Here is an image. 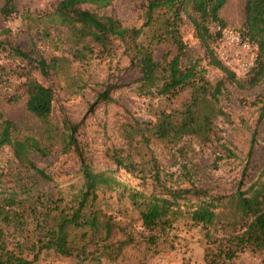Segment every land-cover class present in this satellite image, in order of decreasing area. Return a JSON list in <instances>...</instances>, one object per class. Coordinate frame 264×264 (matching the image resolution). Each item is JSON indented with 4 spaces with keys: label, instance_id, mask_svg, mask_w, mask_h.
<instances>
[{
    "label": "rangeland",
    "instance_id": "1",
    "mask_svg": "<svg viewBox=\"0 0 264 264\" xmlns=\"http://www.w3.org/2000/svg\"><path fill=\"white\" fill-rule=\"evenodd\" d=\"M57 1L14 0L15 13L8 18L0 14V40L7 39L8 44L32 52V58L41 55L47 61L51 57H56L57 61L56 66L43 75L34 61L12 54L7 45L0 47V114L15 122L19 137L34 135L47 144H54L46 154L30 147L26 153L52 180L21 164L9 147L0 149V242L15 253L31 258L38 252L41 236V220L34 213L36 208L44 205L70 212L77 205L84 177L80 157L74 152L61 151L62 119H67L79 124L76 136L83 145L84 160L106 175L108 170L113 171L112 181L99 185L95 206L102 225L110 216L111 233L102 239L104 225L95 233L86 226L71 228L69 255L43 249L33 264H207L205 253L209 238L200 225L181 214L166 230L149 231L141 224L128 188L145 194L163 192L162 186L151 177L149 151L158 162L160 182L167 187L207 188L210 194L226 200L240 185L245 166L248 169L242 178V188L253 182L264 164V79L254 87L246 85L244 88L227 80L217 99L207 94L198 111L200 123L205 122V116L210 120L211 130L206 136L200 133L165 140L151 136L149 144L140 147L135 143L139 135L130 130L128 122L155 121L157 111L179 107L189 91L173 99L155 91H141L138 70L131 64L125 45L119 41L110 56L102 58L95 53H85V57H77L76 50L81 45L71 43L67 29L53 14ZM147 1L113 0L104 8L89 4L84 7L95 10L100 16H113L124 26L139 27ZM2 3L0 0V7ZM243 3L244 0L226 1L220 10L226 22L224 28L243 34ZM218 29L217 24L210 25L212 32ZM181 34L188 45L185 62L199 60L198 68L203 69L206 79L214 86L224 74L207 63L205 51L187 19L181 25ZM147 35L149 30L145 28L143 39ZM251 45L252 51L246 56L258 54V48L253 47L255 44ZM213 47L218 59L235 72L239 80L244 82L252 73L256 60L249 71L241 72L236 70L233 59H222V52L231 50L224 48L221 36L213 42ZM172 51L174 46L169 40L154 45L156 60L162 61L163 55ZM27 74L55 91L48 126L25 108ZM108 85L112 86L111 99L97 101V94ZM129 134L133 138L132 146L127 144ZM253 136V152L248 156ZM114 153L123 158L133 153V159L143 170L126 171L114 161ZM225 235L218 231L214 238ZM224 264H264V253L244 247Z\"/></svg>",
    "mask_w": 264,
    "mask_h": 264
},
{
    "label": "trees",
    "instance_id": "2",
    "mask_svg": "<svg viewBox=\"0 0 264 264\" xmlns=\"http://www.w3.org/2000/svg\"><path fill=\"white\" fill-rule=\"evenodd\" d=\"M113 0H58L53 14L59 23L67 29L72 44L81 45L76 55L85 57V53H95L97 57L110 56L115 51L116 41L125 45L131 64L138 70V88L144 93L157 92L161 96L173 99L185 90L188 96L179 107L169 111H157L155 121L128 122L130 130L139 135L135 143L140 147L147 146L151 136L158 139H180L186 135L206 134L210 132V120L199 121V106L207 94L218 98L225 81L234 82L238 87H254L264 79V0H244L242 23L243 34L258 48L256 65L249 77L242 82L231 69L217 57L213 42L221 36L226 22L220 16V10L227 0H148L145 6L143 23L139 26H124L118 19L110 15H99L95 10L84 7L85 4L95 8H104ZM14 0H3L0 14L3 18L15 13ZM187 19L192 25L195 36L202 45L207 63L219 69L224 78L214 86L206 79L203 69L198 68L199 60L188 61V45L183 40L181 25ZM217 24L219 29L212 32L210 25ZM145 28L149 35L143 39ZM5 30L3 29L2 32ZM169 40L174 51L164 54L162 61L154 57V45ZM5 43V44H4ZM28 61H34L35 67L43 75H47L56 64V57L47 61L41 55L32 58V52L21 50L8 44L7 39L0 40V47ZM26 110L45 125H50L55 91L52 86L44 85L28 74L25 79ZM108 85L97 94V101L111 99ZM212 89V91H210ZM264 110V101L262 104ZM64 127L61 139L62 153L74 152L80 157V168L84 177V186L77 200V205L70 211L52 209L42 205L34 211L41 220V236L38 239V252L54 250L61 255L70 254L69 235L71 228L87 227L95 233L100 226L105 228L106 239L111 233V224L99 222L100 212L95 208L97 189L100 184L112 181L113 171L98 170L83 158V145L76 136L78 123L62 119ZM131 133V132H130ZM127 144L132 146L133 138L128 135ZM54 144L45 143L34 135H21L14 121L0 114V149L7 146L14 157L27 168L47 180L52 177L44 169L27 156V148H33L40 154L51 151ZM254 136L247 155L253 152ZM147 153V152H146ZM126 157L113 154L117 165L128 172L142 171L139 162L133 159V153ZM151 177L162 186L161 193L145 194L140 190L128 188V195L135 205L141 224L151 232L166 230L178 215L184 214L196 225L205 230L209 238L205 260L207 264H224L234 258L244 247L264 253V164L257 178L242 188V178L247 166L243 168L240 185L229 194L226 200L210 194L209 189L190 186L172 188L160 182V170L155 156L149 151ZM59 210V211H57ZM19 215V214H17ZM222 231L223 237L214 238L216 232ZM154 238L153 235H150ZM106 246V245H105ZM108 247V246H106ZM38 252L31 258L19 255L0 242V264H33L38 259Z\"/></svg>",
    "mask_w": 264,
    "mask_h": 264
},
{
    "label": "built area",
    "instance_id": "3",
    "mask_svg": "<svg viewBox=\"0 0 264 264\" xmlns=\"http://www.w3.org/2000/svg\"><path fill=\"white\" fill-rule=\"evenodd\" d=\"M221 39L224 48L231 50H224V52H222V59H233L237 67L236 70L241 72L249 71L254 65V60H256L254 57L256 58L257 53L255 56L253 54L246 56V54L252 51V45L248 38L241 32L226 27L221 31ZM253 47L257 48L256 46ZM233 70H235V68H233Z\"/></svg>",
    "mask_w": 264,
    "mask_h": 264
}]
</instances>
